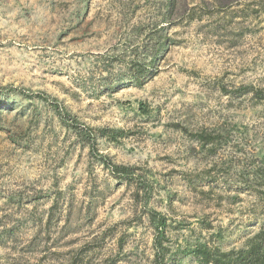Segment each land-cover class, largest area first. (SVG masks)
Masks as SVG:
<instances>
[{
    "label": "rangeland",
    "instance_id": "obj_1",
    "mask_svg": "<svg viewBox=\"0 0 264 264\" xmlns=\"http://www.w3.org/2000/svg\"><path fill=\"white\" fill-rule=\"evenodd\" d=\"M263 167L264 0H0V264H151L153 211L171 264L245 250Z\"/></svg>",
    "mask_w": 264,
    "mask_h": 264
},
{
    "label": "trees",
    "instance_id": "obj_2",
    "mask_svg": "<svg viewBox=\"0 0 264 264\" xmlns=\"http://www.w3.org/2000/svg\"><path fill=\"white\" fill-rule=\"evenodd\" d=\"M170 41V37L166 36L164 44ZM151 56H148L150 58ZM151 59V58H150ZM147 60V59H146ZM144 60H133L129 67V71L132 72L135 82H140V79L145 78L151 74L150 67ZM152 61V60H151ZM152 63V62H150ZM140 109L144 112L147 110L143 107ZM98 134L108 139L110 142H118L124 135L120 129L102 128L98 131ZM96 140L94 133L87 135L88 145L93 147ZM216 138L209 134H200L196 141L202 148L212 146L215 143ZM106 159V158H105ZM264 168V167H263ZM108 169L110 174L124 179L127 182L133 180V169L130 166L109 164ZM255 176H262L264 178V169L254 168L252 172ZM148 221L151 224L154 232L152 251L153 258L151 264H171L172 252L166 241L167 233V217L159 212H151ZM166 243V244H165ZM186 253H191L199 262V264H264V230L259 231L251 240L248 248L245 250L221 252L220 250H210L208 248L197 246L193 250H184Z\"/></svg>",
    "mask_w": 264,
    "mask_h": 264
}]
</instances>
